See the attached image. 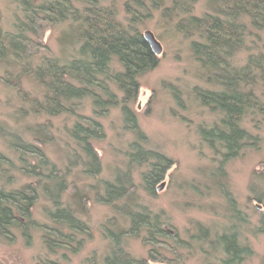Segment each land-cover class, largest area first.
Masks as SVG:
<instances>
[{
  "label": "rangeland",
  "instance_id": "1",
  "mask_svg": "<svg viewBox=\"0 0 264 264\" xmlns=\"http://www.w3.org/2000/svg\"><path fill=\"white\" fill-rule=\"evenodd\" d=\"M98 1L115 7L125 25L133 24L142 34L151 31L162 46L157 66L139 76L140 90L130 107L146 136L143 146L166 155L173 166L150 194L142 179L149 163L136 165L128 161L135 134L126 127L120 106L103 117L93 114L89 100L82 101L79 117L30 113L29 101L41 98L43 87L31 76L15 80L19 66L0 59V154L10 161L0 167V190L18 189L28 183L39 185L38 180L22 171L12 135L17 133L31 143L40 139L45 156L60 175H66L69 190L63 201L70 204L89 231L88 235H78L83 241L75 254L67 251L64 257L63 248L56 254L47 252L43 228L52 225L47 216L52 204L40 191L30 221L21 220L25 226L12 228V239L0 235V264H40L47 259L59 264H104L111 249L107 229L126 231L129 227L128 219L118 211L127 201L137 210L144 208L160 215L164 230L170 234L162 244L152 245L145 232L135 236L127 233L123 246L133 258L150 259L149 264H219L224 254L218 237L235 233L239 243L251 251L236 264H264V115L249 113L243 118L244 126L259 137L258 143L222 162V155L211 150L199 133L200 127L212 124L218 114L204 107L195 94L196 89L210 86L192 53L191 42L198 38L178 31L179 18L165 16L161 9H140L134 24L125 10L129 0ZM213 11L208 0H198L192 14L201 17ZM21 18L17 0H0L3 32H13L15 22ZM73 28L70 22L52 26L44 39L47 52L39 55L70 59L76 47ZM250 53L264 54V30L248 37L246 47L234 56L235 62L243 65ZM255 89L264 105L263 83ZM87 118L99 121L104 131L102 138L92 141L101 163V173L96 176L85 172L84 155L69 136L75 122H86ZM43 124L50 138H38L37 126ZM126 171L132 175L130 199L114 205L98 201L103 182Z\"/></svg>",
  "mask_w": 264,
  "mask_h": 264
},
{
  "label": "trees",
  "instance_id": "2",
  "mask_svg": "<svg viewBox=\"0 0 264 264\" xmlns=\"http://www.w3.org/2000/svg\"><path fill=\"white\" fill-rule=\"evenodd\" d=\"M17 1L23 18L15 22L13 32H3L0 27V59L19 66L15 80L31 76L43 87L42 97L29 101V112L49 117L62 114L79 117L82 101L89 100L93 114L103 117L111 108L120 106L126 127L135 134L128 161L136 165L149 163L142 179L146 191L153 194L173 163L166 155L143 146L146 136L130 107L140 90L139 76L159 62L143 34L133 24L125 25L119 20L115 7L103 6L98 0ZM197 1L129 0L125 10L135 24L140 9H161L165 16L179 18L178 31L198 38L191 42V49L210 86L196 89L195 94L204 107L218 114L212 124L201 126L199 133L208 147L221 154L222 162H226L259 141L244 126L243 118L249 113L264 115V105L255 92L258 83L264 85V54L250 53L243 65L237 64L234 56L246 47L249 36H257L264 30V0H208L214 11L201 17L192 14ZM63 22L74 27L75 54L68 60L39 55L47 52L44 45L47 31ZM87 119L75 122L69 136L84 155L85 172L96 176L101 173V163L92 141L102 138L104 131L99 121ZM46 126H37L38 138H50ZM37 140L38 143H31L17 133L12 135V146L19 152L22 171L38 180L39 185L28 183L18 189L0 190V235L12 239V228L25 226L21 220L30 219L42 191L52 204L47 215L52 225L43 228L47 252L56 254L63 248L62 255L66 257L67 251L75 254L82 245L83 239H78V235H88L89 231L70 204L63 201L69 190L66 175L59 174L41 149L43 141ZM8 161L0 154V167ZM131 186V173H121L112 181L103 182L97 200L114 205L130 199ZM130 204L127 201L118 207L119 213L129 221L128 229H107L111 249L104 264H149L150 259L133 258L125 250L123 241L127 233L135 236L145 232L146 240L152 245L170 238L160 215L144 208L137 210ZM217 240L224 254L219 264L239 263L251 253L249 247L239 243L235 233L220 235ZM40 264L59 263L47 259Z\"/></svg>",
  "mask_w": 264,
  "mask_h": 264
},
{
  "label": "water",
  "instance_id": "3",
  "mask_svg": "<svg viewBox=\"0 0 264 264\" xmlns=\"http://www.w3.org/2000/svg\"><path fill=\"white\" fill-rule=\"evenodd\" d=\"M143 37L145 39V41L150 45L153 53L155 55H159L162 52V46L161 44L157 41V39L155 38L154 34L151 31H146L143 34ZM162 186L159 187V189H161Z\"/></svg>",
  "mask_w": 264,
  "mask_h": 264
}]
</instances>
